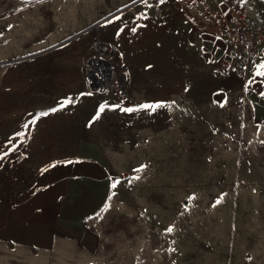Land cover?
I'll list each match as a JSON object with an SVG mask.
<instances>
[{
    "label": "rangeland",
    "instance_id": "rangeland-1",
    "mask_svg": "<svg viewBox=\"0 0 264 264\" xmlns=\"http://www.w3.org/2000/svg\"><path fill=\"white\" fill-rule=\"evenodd\" d=\"M228 18L203 0H0V264H264V157L222 144L221 54L207 45ZM92 30L115 48L105 93L86 73ZM147 91L168 108V154L123 145L115 164L128 168L132 149L137 169L93 219L97 238L40 240L38 219L58 212L64 187L41 173L83 151L84 124L101 109ZM18 208L30 234L10 241L1 225Z\"/></svg>",
    "mask_w": 264,
    "mask_h": 264
},
{
    "label": "crops",
    "instance_id": "crops-1",
    "mask_svg": "<svg viewBox=\"0 0 264 264\" xmlns=\"http://www.w3.org/2000/svg\"><path fill=\"white\" fill-rule=\"evenodd\" d=\"M203 3L206 11L211 10L215 14L224 13L230 17L232 13L241 11L254 21L264 22V0H203ZM98 29L101 28L98 26ZM214 43L216 45H213ZM207 45L209 49L217 46L216 51L223 55L225 43L220 36ZM259 66L245 79L236 75L216 76V79L221 81L216 91L225 99L227 109L222 144L227 147H232L235 143H241L247 148L255 146L261 158L264 157V77L257 75V72L264 69H259ZM150 93L151 91H147L141 103L129 108L104 107L98 116L83 125V151L67 153L66 158L57 163L56 167H50L41 173L53 178L54 186L64 181V187L58 212L50 211L38 219L37 225L40 228L34 231L40 240L50 243L55 239L57 232H62L89 246L92 240L97 238L98 231H90L94 225L93 219L106 217L110 213L111 204L118 193L117 189L126 187L122 176L129 175L130 180L134 168L137 169L132 149L129 156L125 154V159L129 160L128 168L122 170L115 164L116 158L123 155V145L145 144L153 150L155 146L162 145V150L164 146L168 147L165 152L168 154L172 135L169 111L166 105L157 101L155 103ZM144 105L152 107L146 108ZM110 112H116L118 116L112 118L108 115ZM212 128L213 133L219 132L217 126ZM113 145L119 146L120 150L114 151L111 147ZM229 150L233 153L232 148ZM211 151H215L218 159L216 149ZM243 155L241 159L244 158ZM15 211H18V214L13 218L17 220L11 218L1 225L3 235L10 241L17 240L23 234H30V231H25L21 220V209Z\"/></svg>",
    "mask_w": 264,
    "mask_h": 264
},
{
    "label": "built area",
    "instance_id": "built-area-1",
    "mask_svg": "<svg viewBox=\"0 0 264 264\" xmlns=\"http://www.w3.org/2000/svg\"><path fill=\"white\" fill-rule=\"evenodd\" d=\"M94 31L89 44L95 55L87 60L85 68L90 87L105 93L112 86L113 68L109 59L114 56L115 48ZM220 37L225 43L218 62L222 76L236 75L245 79L255 67L264 63V22L254 21L236 11L223 24Z\"/></svg>",
    "mask_w": 264,
    "mask_h": 264
},
{
    "label": "snow or ice",
    "instance_id": "snow-or-ice-1",
    "mask_svg": "<svg viewBox=\"0 0 264 264\" xmlns=\"http://www.w3.org/2000/svg\"><path fill=\"white\" fill-rule=\"evenodd\" d=\"M143 2L145 3V4H147V0H143ZM159 2L160 3H164L165 2V0H159ZM148 6H151V5H148ZM133 31H135V29H133ZM259 69H264V64H261L260 66H259ZM257 75H259V76H261V77H264V70H258V72H257ZM144 107H152L151 105H144ZM101 111H103V109H101ZM126 111H131V109H126ZM41 115H47V113H42ZM0 158H2V157H0ZM68 163H72V161H68ZM53 166H55V165H53ZM113 187H115V184L113 185ZM172 229H169V231H171Z\"/></svg>",
    "mask_w": 264,
    "mask_h": 264
},
{
    "label": "bare ground",
    "instance_id": "bare-ground-1",
    "mask_svg": "<svg viewBox=\"0 0 264 264\" xmlns=\"http://www.w3.org/2000/svg\"><path fill=\"white\" fill-rule=\"evenodd\" d=\"M101 23H102V22H100V24H101ZM96 31H99V30H98V28H97V30H96Z\"/></svg>",
    "mask_w": 264,
    "mask_h": 264
}]
</instances>
